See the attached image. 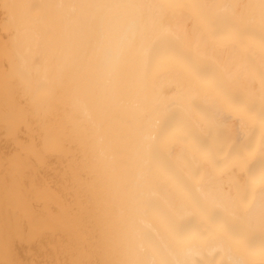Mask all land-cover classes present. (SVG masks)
Returning <instances> with one entry per match:
<instances>
[{
  "label": "bare ground",
  "instance_id": "6f19581e",
  "mask_svg": "<svg viewBox=\"0 0 264 264\" xmlns=\"http://www.w3.org/2000/svg\"><path fill=\"white\" fill-rule=\"evenodd\" d=\"M0 264H264V0H0Z\"/></svg>",
  "mask_w": 264,
  "mask_h": 264
}]
</instances>
